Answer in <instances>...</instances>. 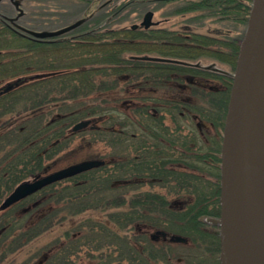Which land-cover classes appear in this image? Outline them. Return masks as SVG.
<instances>
[{
	"label": "trees",
	"instance_id": "16d2710c",
	"mask_svg": "<svg viewBox=\"0 0 264 264\" xmlns=\"http://www.w3.org/2000/svg\"><path fill=\"white\" fill-rule=\"evenodd\" d=\"M251 3L211 0L209 15L189 18L193 25L210 16L222 23L238 24L241 28L237 30L206 31L196 25L185 32L106 29L99 25L107 16H100L76 31L83 33L78 39L52 42L25 37L0 13V88L19 78L50 73L0 92V205L22 181L50 173L55 159L79 134H89L93 143L104 142L110 148L123 145L131 120L127 108L115 104L127 102L129 85L138 92L149 77L154 90L169 73H204L198 68L133 56L215 62L233 72ZM217 78L222 88L216 93L196 89L193 109L198 121H216L215 128L222 135L232 78ZM133 117L139 123L147 121L148 131L156 133V117L140 103ZM85 119H93L97 128L73 132L72 127ZM207 135L205 127H195L197 152L205 150L202 136ZM113 159L100 168L49 185L3 211L0 264H155L161 259L157 245L143 230L147 226H142L145 211L153 214L158 210L155 199L145 202L143 193L137 191L130 200L121 192L128 187L130 171L140 173L141 167L131 170L123 151L116 161ZM107 186L112 196L106 194ZM148 220L156 222L152 216ZM188 226H180L184 231L180 233L187 235ZM45 236L53 238L46 246L29 250ZM22 254L24 258L18 262L16 256Z\"/></svg>",
	"mask_w": 264,
	"mask_h": 264
},
{
	"label": "flooded vegetation",
	"instance_id": "af4514ba",
	"mask_svg": "<svg viewBox=\"0 0 264 264\" xmlns=\"http://www.w3.org/2000/svg\"><path fill=\"white\" fill-rule=\"evenodd\" d=\"M81 1L90 5L89 0ZM116 2L117 0H107L98 5L94 12L62 26L59 29L77 22L80 23L75 29L55 37V39H78L83 33L76 31L86 22L103 15L104 9L107 7H109L107 19L99 25L102 28H105L111 20L126 16L125 14L134 8L140 10V23L130 27H118V30L158 28L185 32L187 29L192 30L196 25L201 30L211 31L213 30L212 25L222 23L217 18L206 15L205 18L198 20L193 25L189 23V18L210 14L211 0H124L121 4L119 3L118 7H115ZM153 2H156L161 10L171 3H182V7L172 12L170 16L182 15L183 18H188L184 19L181 25L174 24L172 27H163L164 23L170 21L168 17H163L159 21H155V25L145 28L141 23L146 14L149 11L155 14L150 6V3ZM162 14L165 15L164 12ZM24 15L25 12L19 15V11H17L15 16L17 20L13 18V22L18 23ZM213 20L215 24L212 23ZM6 21L9 23L11 20ZM23 29L25 33L31 32L27 28ZM221 29V27L215 28V30ZM29 37L38 41L32 35ZM48 42H52V40H48ZM198 69L204 73L198 76L184 72L169 73L165 80L157 82L159 85L154 90L153 82L149 77L144 80L143 91L146 95L142 97L143 103L140 105L156 117L155 134L148 131L147 121L143 120L139 123L134 119L133 110L137 103L127 100L130 109L128 115L131 120L128 127L131 129L129 128V135L126 138L129 151L125 160L131 170L136 166H140L141 170L140 173L130 171L126 184L130 191L135 187L145 188V191H142L145 202H149L148 198H154L156 201L158 210L153 214L145 211L144 220L149 221L148 219L152 216L156 222L162 224L159 229L154 231H163L167 235H160L153 239L154 231L149 232L147 229L145 232L152 242L160 244L163 241L165 244L162 246H164L167 243L175 244L170 239L172 235H182L187 238L185 243L180 244L188 247V256L179 257L176 264H181L186 259L187 262H197V264H220V227L217 220L220 217L222 136L215 128L216 121L197 120L193 105L196 89L201 92L216 93L223 86L217 77L229 76L213 70ZM135 126L140 127V133L135 132ZM196 126L205 127L210 132L207 137L202 136L205 141V150L208 148L205 153L197 152L199 147L195 137ZM129 198L133 199L134 194ZM190 209H192L191 212ZM187 211H189L188 214ZM198 222L200 225H197ZM178 223H181L183 227L186 223L189 224L188 235H183L179 231H177L178 233L171 231L176 230L175 227ZM204 247L207 252L203 251ZM166 254L168 255L167 261L173 260V255L168 251ZM164 257V255L160 256L162 259Z\"/></svg>",
	"mask_w": 264,
	"mask_h": 264
},
{
	"label": "water",
	"instance_id": "95a60500",
	"mask_svg": "<svg viewBox=\"0 0 264 264\" xmlns=\"http://www.w3.org/2000/svg\"><path fill=\"white\" fill-rule=\"evenodd\" d=\"M10 2L19 10V15L23 14L19 0ZM152 18L153 12L149 11L141 24L149 28L156 24ZM79 24L77 22L57 31L30 33L34 38L44 40L69 32ZM134 58L201 67L199 63L164 57ZM206 69L227 74L232 78L221 146L220 217L217 220L220 227V264H264L251 228L253 221L264 235V0H252L234 73H227L214 65H209ZM49 75L50 73H39L19 78L0 88V92L25 81ZM86 128H96L93 119L76 123L72 131L79 132ZM104 164L105 161L101 159L84 160L22 181L5 197L0 211L51 184ZM160 235L166 236L167 233L156 231L152 233V238L156 239ZM170 239L173 242L187 241L180 235H172Z\"/></svg>",
	"mask_w": 264,
	"mask_h": 264
},
{
	"label": "rangeland",
	"instance_id": "374dc122",
	"mask_svg": "<svg viewBox=\"0 0 264 264\" xmlns=\"http://www.w3.org/2000/svg\"><path fill=\"white\" fill-rule=\"evenodd\" d=\"M89 1H90V5L89 4L87 5L85 2H82L81 0H20L21 5H22V9L24 10L25 15L19 19L18 23L14 21L10 25H12L13 28L15 30H18V31H21L20 27L27 28L31 31H53V30H57V29L61 28L62 26L66 25L67 23H70L72 20L75 21L77 19H81L82 17L88 15L89 13L94 12L98 8V5H100L101 3H105L107 0H101V1L89 0ZM122 1H124V0H117L115 7H118L119 3L121 4ZM1 2L2 3L0 4V13L3 14L7 18H12V17L14 18L16 16L17 10L10 3V1L9 0H2ZM182 5H183L182 3L175 2V3H171V4L167 5L166 7H164V9L161 10L157 6L156 2L150 3V6H152L151 9L154 10V12H155L153 21H159L163 17H165V18L168 17L170 19V21L164 23L163 27L164 26L165 27H169V26L172 27L174 24L181 25L183 20L187 19L188 17L183 18L182 15L170 16V14L172 12L177 11L180 7H182ZM104 10H105L104 11L105 16L108 15L107 13L109 11V7H107ZM139 11H140L139 9L134 8V9L130 10L129 12H127L125 14L126 16L121 17L120 19L111 20L109 23L110 25L108 24L107 27H105V28L106 29H108V28L117 29L118 27H122V26L130 27L131 25L139 24L140 20H141ZM163 12L165 13V15L162 14ZM104 14L103 15L101 14L100 16H104ZM0 18H1V16H0ZM106 19H107V17H106ZM214 22L215 21L213 20L212 23L215 24ZM217 27H221L224 30H235L237 27H238V29L241 28V26H239L238 24H235L233 22H226V23H221V24L216 23L215 25H212L213 29L217 28ZM150 56H153V55H150ZM198 62L203 67L209 66L210 64L214 63V62L210 63V62H204V61H198ZM215 64H216V67L227 71L225 67H223L217 63H215ZM142 81L140 83H142ZM133 87H134L133 85H129L127 87L128 90H127V95H125V97L127 98L128 101L131 100L137 104L143 103V100L140 99L146 95L145 92L143 91V84H142L140 91H138V92L135 91V88H133ZM120 104L121 105L123 104L124 109L127 108V109H125V111H128V114H129L130 109L128 108V106H129L128 102L122 103V101H121V102H118V104H115V106L116 105L119 106ZM98 125H102V122L98 123ZM129 128L130 127H128V129H127L128 132H129ZM84 130H82V131H84ZM135 131L137 133H140V130H138V129H136ZM207 132H209V131H207ZM207 149L200 152V153L207 152ZM122 151H123V154L126 158L127 157L126 155L128 154V151H129L128 147L126 145V141H124L123 145H120L117 148H110L104 142L93 143L91 141V138L89 137V134H86V135L79 134L75 137V140H74L73 144L70 146V148L68 150H66L65 152L61 153L55 159L56 164H55L54 169L51 172L62 169V168L67 167L71 164L78 163V162H81L84 160L104 159L106 161H109V159L113 157V158H115L113 160L116 161L118 158V154H121ZM114 153L116 156H114ZM117 174H119V173H117ZM101 175H103V174L101 173ZM116 186H118V183L116 184ZM104 188H105L106 194L108 196L113 195L110 193L111 191L108 190V186L104 187ZM137 191H141V192L145 191V188L135 187V189L130 191L129 187H125V189L121 192L128 194V197H129L130 195H133L134 192H137ZM8 209H10V208H8ZM8 209H6V210H8ZM2 213H3V211L0 212V215ZM143 222L144 223L142 224V226H147L145 228L143 227V230L146 231L147 229H149V232H153L155 229H159L160 226L162 225V224H159L158 222L152 223V222L146 221V220H143ZM180 226H183V225L181 223L180 224L178 223L177 226L175 227L176 230L174 229L171 231L176 232V233H178L177 231L184 232L183 230H180L181 229ZM147 236H148V234H147ZM52 238H53V236L43 237L41 240H39L35 244L31 245L29 250L34 251L35 249L46 246L47 243ZM162 244H165V243L163 241H161L160 244H156L157 245L156 248L159 251L160 256L161 255L165 256L166 251H168L171 255L174 256V258L170 262L161 258L158 261H156L155 264H176V261L179 257H181L183 255L188 256V247L187 246H183L180 243H175V244L167 243L164 246H162ZM202 245H203V243H202ZM158 246H159V248H158ZM204 250H205V247L203 248V251ZM204 252H207V250H205ZM24 256H25V254H22L20 256H16L18 258V262L22 258H24ZM13 258L14 257H11L10 259H13ZM186 260H185V262H183L181 264H197V262L192 263V262H187ZM34 262H36V261H33L32 264ZM121 263L127 264L126 262H120V264Z\"/></svg>",
	"mask_w": 264,
	"mask_h": 264
},
{
	"label": "bare ground",
	"instance_id": "6f19581e",
	"mask_svg": "<svg viewBox=\"0 0 264 264\" xmlns=\"http://www.w3.org/2000/svg\"><path fill=\"white\" fill-rule=\"evenodd\" d=\"M252 233H253V236L257 242V245H258V248L260 250V253H261V256L264 260V235L262 233V231L259 229V227L257 226V224H255L253 221H252Z\"/></svg>",
	"mask_w": 264,
	"mask_h": 264
}]
</instances>
